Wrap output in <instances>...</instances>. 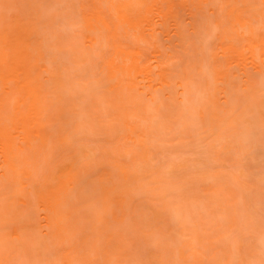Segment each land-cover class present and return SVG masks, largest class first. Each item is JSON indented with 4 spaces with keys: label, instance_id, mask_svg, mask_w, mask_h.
Here are the masks:
<instances>
[{
    "label": "rangeland",
    "instance_id": "1",
    "mask_svg": "<svg viewBox=\"0 0 264 264\" xmlns=\"http://www.w3.org/2000/svg\"><path fill=\"white\" fill-rule=\"evenodd\" d=\"M23 1L0 0L1 16L3 17V14L10 16V13L16 10L15 5L22 4ZM129 1L86 2V9L100 13V19L96 21L94 12L82 10L79 0H47L46 11L50 13V17L47 12L44 13L47 14L44 17L47 16L50 20L54 19L58 22L52 21L55 22V27H60L58 31H62L61 35L67 36L69 32L73 34L74 29L75 32H79L80 36L76 34L78 39L68 41L72 42L71 45L77 44L74 47L81 53V55L75 53V56L78 55L75 58L82 57L86 62L80 63L78 59H76L78 62L72 61V57L64 56V53L49 55L47 51H43L39 54V48L33 49L38 56L22 59L21 53H28L31 49L30 41L24 39L16 43L17 28L9 31L5 42L10 51L7 52L6 58L11 59L9 60L11 66L18 68L10 71L2 81L0 80V85H3V89H0V122H4V124L0 123V131L4 136H14L11 145L1 147L0 144V248L4 246L11 249L12 253L9 256L16 258V261L10 264H30L29 260L35 256L42 264H66L67 258L76 261L77 264H176L180 260V264H239L240 262V264H264V65L258 67L251 62L252 65L245 69L250 63L247 61L251 55L247 54L249 50H245L244 47H246L245 43L248 45L252 43L249 41H253V37L251 39L250 35V40L245 42L248 40L246 38L248 36L245 35V43H242V36H238L234 30H241L239 22L242 20L231 17L237 10L241 14L246 13L253 24L259 22L257 25L260 27L256 36L264 41L261 26L264 24L262 3L264 1L251 0V6L249 4L230 8L224 7V0H218L224 7L222 12L225 18L221 20L222 22L216 21L217 7H215L216 11L212 10V13H209L211 17L213 16L211 20L209 18L207 20L205 17L211 11L206 10L205 17H199L194 10H191L195 7L190 5L192 7L184 9L178 17L168 18L165 26L160 30L161 34L157 32L156 37L162 36L160 40L161 49L164 51L162 53L150 43L148 25L146 40H142L139 44L134 43L132 37L124 41L125 31L131 30L121 23V15L117 14L115 7ZM119 8L124 12L127 11L126 7ZM51 14L57 18L55 19ZM192 14L198 17L193 18ZM217 15H220L219 12ZM69 17L73 19L69 20ZM148 17L158 19L160 16L157 9L153 8ZM89 20H92V33L86 31ZM203 21L208 25L203 26L202 24L206 25ZM52 22L48 23L53 24ZM154 25L155 28H161L158 23V26ZM194 27H197L198 31ZM116 28L119 30L120 39L115 41L116 43H107ZM181 30L188 34L184 33L186 39L179 34ZM204 30L207 32L205 33ZM220 30L228 32L227 39L222 37ZM111 43L138 55L135 64L129 63L132 68H135L137 63L142 65L144 61L145 64L152 65L154 71L158 70L156 68L158 61L166 62L165 65L170 66L171 74L168 75L172 78L168 79H172V85H165L167 81L165 82L164 75L155 73L156 71L154 74L143 75L139 69L133 74L134 83L131 79L127 80L133 83L131 84L134 85V89L131 84L125 83L132 86L131 96L136 94L134 101L130 96V102L126 103L128 108L134 106L138 111L137 115L143 116L138 118H142L143 124L149 126L148 148L125 138L123 135L127 133L124 134L125 132L121 130L119 121H108L107 115L109 119L112 117L111 114L118 116L120 113L118 114L117 110L121 108L118 106L116 110L114 106L112 107L114 109H111L108 104L116 97L112 93L106 94L109 97L103 94L105 92L101 93L102 90L108 89L104 88L106 84H101V80L105 77L104 80L107 82L110 78L107 74L109 73L107 66L116 58ZM89 44L92 46L90 47ZM239 44L240 49L245 51L238 50ZM195 47L197 50L194 49ZM207 48L217 54L227 49L229 52H227L229 55L227 64L232 65L230 70L233 67L235 69L233 77H230L232 85L220 81L213 87L214 98L221 99V92L226 88L231 97H228L230 100L227 101L230 104L225 100L220 104L221 109L217 111L220 119L216 122L214 120L213 126L211 122V125L207 123L208 116L198 117L200 107L203 105V101L198 103V98L200 101L203 99L201 95L204 96L203 90L208 85L202 82L206 76L198 75L199 63L208 60L206 58L202 61V54L204 53L205 58L210 52ZM71 50L70 55L73 56ZM205 50L208 52L206 53ZM255 52L264 61V51L256 49ZM210 57L208 58L211 59ZM53 59H57L62 67L67 68L75 79L73 90L83 107L84 114L82 113L79 120L74 119L72 125L82 121L83 126H80L79 131L73 132L72 129L67 128L65 133L54 131L53 136L50 137V129H41L38 126L41 119L36 113L43 106L38 99V88L40 83L46 80L45 77L49 73L48 65ZM261 59L258 58V62ZM220 60L223 62L221 58ZM78 64L84 67L82 66L81 69ZM207 64V68H204L208 69L210 66L211 69L212 63ZM208 70H204L206 71L204 75H211ZM63 77L64 83H67V73ZM83 84L86 85V89ZM230 87L240 93L236 94L233 89L234 92L232 90L230 92ZM68 88L71 89L70 85ZM103 96L108 100L105 101ZM235 98L237 99L233 101ZM96 100H98L97 106H95ZM124 100L126 101L127 98ZM122 101L123 99L118 100V104ZM135 101L137 104L131 105L136 103ZM97 110L100 113H96ZM89 111L96 114H90ZM123 111L124 108L119 110L121 114L124 113ZM104 116L108 123H103ZM200 118L206 120L202 122ZM64 119L69 120V117L66 116ZM66 138L68 142L62 143L61 141ZM8 147L22 151V159L25 158L26 164H30L27 165L29 169L34 171L31 179L20 178L21 184L17 182L10 184L6 175V171H10V166L6 164L2 153V150ZM131 147L134 150L136 148L143 150L144 153L147 152L149 156L146 157L150 158L146 159L144 154L146 162L141 161L140 151H133L135 156L130 155L131 157L127 153L120 154L119 149L131 153ZM30 151L32 154H28ZM137 154L141 157L139 158ZM108 159L118 164L116 168L107 167L112 173L111 179H106L105 166L101 165ZM87 163L93 165L92 169L97 168L96 171L92 170L91 176L85 180L76 179L75 182L70 183L72 178L80 173L79 167ZM19 168L16 169L17 172ZM30 180L31 183L28 184ZM14 187L17 193L20 190L19 195L16 196V200L21 203L18 208L22 209L21 206H24L20 216L18 214L12 216L19 212L16 211L17 206L13 208L16 210L9 209H12V202L15 201ZM214 187L218 189L214 192L219 194L221 191L222 196L213 198L215 201L213 202L210 201V195L213 193H210L207 202L205 193ZM232 192L234 197L231 196ZM237 193L239 194L236 198ZM214 196L217 197L216 194ZM234 198L239 199L237 201L240 204L236 202L238 207L234 203ZM216 199L220 203H216ZM26 200L29 202L25 203ZM5 208L9 209L7 215L11 214L12 217L19 218H8ZM211 210L212 213H209ZM117 214L120 218L125 214L124 223L116 219ZM176 231L183 237L179 239L181 242L184 241L182 247L185 248V250L172 248L177 253L174 250L171 252V243L167 242L172 241L174 236L172 240H167L169 237H165L166 233L170 235V232L171 235L176 236ZM61 234L65 237L64 243L59 240ZM179 239L175 240L176 244L173 245L179 246L181 244H177ZM180 250L186 251L185 259L187 257L188 262H182ZM32 252L31 255L35 254L34 257H30ZM195 252L198 254L195 255ZM6 254L0 252L1 256Z\"/></svg>",
    "mask_w": 264,
    "mask_h": 264
},
{
    "label": "bare ground",
    "instance_id": "2",
    "mask_svg": "<svg viewBox=\"0 0 264 264\" xmlns=\"http://www.w3.org/2000/svg\"><path fill=\"white\" fill-rule=\"evenodd\" d=\"M80 1V3H81V8H82V10L83 9H85V11H92V12H94L92 9H86L85 7H86V5H87V3L86 2H91V0H79ZM261 1H264V0H261ZM83 2V3H82ZM104 2H110V0H104ZM240 4H239V3ZM251 0H224V7H234V8H237V7H239L240 5L242 6V5H249V6H251ZM256 2H258L257 0H256ZM243 3V4H242ZM263 4H264V2H262ZM21 4V3H20ZM15 5V6H17V7H15L14 9H16V10H14L13 12H11L10 13V16L9 15H4L3 14V17L1 16V14H0V80L2 81L4 78H5V76L10 72V71H12V70H14V69H16V68H18V67H16V66H11V64H10V62H9V60H11L9 57H7L6 58V55L8 54L7 52L8 51H10L8 48H7V46H6V38H7V36H8V33H9V31L12 29V28H17V32H16V35H15V42L16 43H19V42H21V41H23L24 39H26V40H29L30 41V46H31V49L28 51V53H21L22 54V56H21V58L22 59H25V58H29V57H36V56H38V55H36L35 53H34V48H39V50H38V53L40 54V52H43V51H47L46 53L47 54H49V55H53V54H55V55H61V53H62V55H63V53H64V56H70V57H72V61H77L76 59H78L79 61H80V63H82V62H86V61H83L84 59L81 57V56H79V57H81V58H75V57H77L78 55L77 54H80L81 55V53L80 52H78L77 51V48L76 47H74V46H76L75 44L74 45H71V43L72 42H70V41H72V39H78L77 38V35H79L80 36V34H79V32H75L74 30H73V34L75 35H73V34H70V32L68 33V37L66 36V35H61L62 33V31H58V30H60V27L59 28H57V27H55V25H54V23L56 22L54 19H51L50 20V13H48V11H46L47 10V7H48V3H47V0H24L23 1V5L21 4V5ZM255 4V3H254ZM190 5H192V6H194L195 7V9H193V7L192 6H190ZM220 6V7H218V6ZM14 7V6H13ZM13 7H11V10H12V8ZM119 7H126V9H127V11H125L124 12V10L122 11ZM188 7L189 8H191V10H194V12H195V14H198L199 15V17L200 16H204L205 17V15L207 14L206 13V10H208V11H211V12H208V14L209 13H212V10H215L216 11V8L215 7H217V10H218V12H219V14L220 15H217L218 14V12H217V14H216V16H217V19H216V21L217 22H220L221 20L223 21L224 20V18H225V15H224V13L222 12V10H224V7H222L221 6V3H219V1L218 0H130L128 3H124L123 5H118L117 7H115L116 8V11H117V14L118 15H121V23L122 24H125V25H127L128 27H129V29L131 30L130 32L129 31H125V37L123 38V39H125L124 41H126V40H129V38H133V40H134V43H137V44H139V42H141L142 40H146L147 38H148V34H147V25H148V33H150L149 35L151 36V37H149V39L151 40H149L150 41V43H152V45L156 48V49H159V51L161 50V53L162 52H164L162 49H161V42H160V40H161V37L162 36H160V37H156V36H158V35H156L157 34V32H159V34H161V32L162 31H160L161 29H163V27L165 26V24H166V22H167V19L168 18H170V17H178L181 13H182V11H184V9H188ZM208 8V9H205V8ZM7 8H9V7H7ZM153 8H156L157 9V11H158V13H159V18L158 19H155V18H149L148 17V15H149V12H150V10L151 9H153ZM220 8H221V10H220ZM49 9V8H48ZM197 10V11H196ZM4 12V11H3ZM5 12H7L6 11V9H5ZM45 12H47L48 13V18H47V16H45L44 17V15H47V14H44ZM194 14V16H195V18L196 17H198L197 15H195ZM205 14V15H204ZM51 15H54V14H51ZM60 15V14H59ZM191 15V14H190ZM212 15V14H211ZM8 16L10 17V18H8ZM12 16V17H11ZM55 16V15H54ZM53 16V17H54ZM94 16H95V20L96 21H99V19H100V13L99 14H97V13H95L94 12ZM192 16H193V14H192ZM192 16H191V18H192ZM194 16H193V18H194ZM210 16V14L209 15H206V17H205V19L207 18V20H208V18L211 20V18L213 17H209ZM221 16V18H223V19H221V18H219ZM62 17V16H61ZM231 17L233 18V17H235L236 19H239V20H242L241 22H239V25H240V27H241V30H242V32H241V30L240 31H238L239 29H234L235 31H236V33L238 34V36L240 35V36H242V38H243V40L241 41V37H240V41L242 42V43H245V42H248L250 39H249V37H250V35H251V39H252V37H253V41H249V42H252V43H249V45L247 44V43H245L246 44V47H244L245 45H243V47H244V49L246 50V49H248L249 51H248V55H251V56H249V58H248V61H247V63H249V64H247L246 66H245V69L251 64V62H252V64L253 65H255V66H261V65H264V61H262V59L260 58V57H258L257 55H256V49H262L263 51H264V41L262 40V39H260L258 36H256V33H257V30H259V27L260 26H258L257 24H259V22H257L256 21V24H253L252 23V19L251 18H249V17H247L246 16V13H243V14H241V12H238L237 10L236 11H234V13L231 15ZM7 18V19H6ZM45 18V19H44ZM55 19L57 18V16H55L54 17ZM65 18H67V17H65ZM72 17H69L68 19L70 20ZM203 18V17H202ZM9 19V20H8ZM62 19V18H61ZM68 19H66V20H68ZM73 19V18H72ZM198 19V18H197ZM65 20V21H66ZM194 20V19H193ZM201 20V19H200ZM206 20V21H207ZM52 22V21H55L53 24H49L48 22ZM221 21V22H222ZM67 22V21H66ZM203 22H205V21H203ZM208 22H211V21H208ZM56 23H58V22H56ZM63 23H64V21H63ZM67 23H69V21L67 22ZM73 24H75L74 22H72ZM91 23H92V20H89L88 21V28H87V30L86 31H88V32H90V33H92L93 32V28L91 27ZM157 23H158V25L160 24L161 25V28H159V27H157L158 25H157ZM206 23V22H205ZM154 24H156L157 26V28H155V25ZM211 24V23H210ZM236 24H238L237 22H236ZM57 29V31L54 29V27ZM61 25V24H60ZM63 25V24H62ZM72 25V24H71ZM70 25V26H71ZM76 25V24H75ZM159 25V26H160ZM203 26H207L208 25V23H206V25L205 24H202ZM57 26V25H56ZM261 26H262V31L264 32V24H261ZM68 27V26H67ZM75 27V26H74ZM167 27H168V25H167ZM65 28H66V23H65ZM195 28V27H194ZM201 28H204V27H201ZM206 28V27H205ZM208 28V27H207ZM206 28V29H207ZM63 29V28H62ZM70 29V28H69ZM72 29V28H71ZM70 29V30H71ZM182 29V28H181ZM197 31H198V28L196 27L195 28ZM55 30V31H54ZM150 30V31H149ZM180 30V29H179ZM183 30V29H182ZM182 30H181V32L179 33L178 31H177V33H179L183 38H185L186 39V36L184 37V35L186 34L185 32H182ZM136 31H137V33H136ZM205 31V30H204ZM223 31V30H222ZM244 31V32H243ZM52 32V33H51ZM65 32H67V30L65 31ZM133 32V33H132ZM196 32V31H195ZM200 32V31H199ZM207 31H205V33H206ZM209 32V31H208ZM247 32H248V34H247ZM185 33V34H184ZM203 33V32H202ZM214 33V32H213ZM219 33L220 34H222V37L224 38L225 37V39H227L228 38V32H221V30L219 31ZM219 33H217V34H219ZM242 33H244V34H242ZM64 34V33H63ZM71 36H70V35ZM77 34V35H76ZM200 34H201V32H200ZM199 34V35H200ZM186 35H188V34H186ZM209 35V34H208ZM248 36V37H246V36ZM61 36L63 37V38H61ZM78 36V37H79ZM119 30L116 28L115 29V31H113V34H112V37L110 38V40L109 41H107V43L108 42H115V41H117V40H119L120 38H119ZM178 36V35H177ZM197 36H198V34H197ZM182 37H180V38H182ZM221 37V36H220ZM221 37V38H222ZM244 37H246V38H248V40H246L245 41V39H244ZM80 38V37H79ZM121 38H122V34H121ZM158 38H160L159 40H158ZM177 38H179V36L177 37ZM187 38H189V37H187ZM191 38V37H190ZM193 38V37H192ZM211 38V37H210ZM81 39V38H80ZM153 39V40H152ZM49 40H51L50 42H49ZM68 40H70V41H68ZM113 40V41H112ZM180 40V39H179ZM193 39H191V42H193L192 41ZM136 41V42H135ZM186 41V40H185ZM188 41L190 42V40L188 39ZM245 41V42H244ZM145 42V44L147 45V43H146V41H144ZM143 42V43H144ZM159 42V43H158ZM180 42H182V40L180 41ZM187 42V41H186ZM67 43H69V44H67ZM76 43H77V41H76ZM91 43L93 44V41L91 40ZM90 43V44H91ZM116 43V42H115ZM184 43V42H183ZM188 43V42H187ZM241 43V44H242ZM90 44H89V46H90ZM112 44V43H111ZM184 44H186V43H184ZM110 45V44H109ZM113 45V44H112ZM145 45V46H146ZM193 45H194V43H193ZM72 49H69V47ZM92 46V45H91ZM90 46V47H91ZM114 46V48H113V51H114V53L116 52V58L114 59V61H111V63L110 64H108V66H107V69H108V71L107 72H109V73H107V74H109L108 76L110 77H108L109 79H107V82H106V80H104V79H106L105 77H104V79H102L101 80V84L103 83V85L104 84H106L105 85V87L104 88H108V89H105V91L104 90H102L101 91V93H103V92H105V93H103L105 96H108V95H106V94H113L116 98H115V100H112V102L110 103L109 102V104H108V106H110L111 107V109H116L117 110V107L119 106H121V108H119V110H123V108H124V113H122L121 114V112H119V110H117L118 111V116H116V115H114V114H111L110 116H112L111 117V119H109L110 117H109V115H107L108 117V121L109 120H111L112 122H114L115 120L116 121H119L120 122V128H121V130L123 131V132H125L124 134H126L127 133V135H123V136H125V138H127V139H130V140H132V141H134V142H136V143H140L143 147H145V148H148V138H147V135H149V133H148V131H149V126H147V125H145V124H143V122H142V118L141 119H139L140 117H143V116H141L140 115V117L137 115V113H138V111H136L137 109H135L134 108V106H131V105H136L137 104V101H135L136 103H134V104H131V103H129V104H131V105H129V106H131V107H129L128 108V106H127V104L126 103H128V102H130V96H131V91L133 92V90L132 89H134V85H132L134 82H133V78H134V76L135 75H133L134 73H135V71H137V69H139L140 71H142V73H143V75H148V73L149 74H154V72L156 71H154L153 70V68L154 67H152V65H150V64H145V61L142 63V65H140V64H136V67L135 68H132V65H130L129 66V63H133V64H135L136 63V60H135V58L136 57H138V55L136 54V53H129V52H127V50L126 49H124L123 47H121V46H116V44H114L113 45ZM188 46H190L189 44H188ZM239 46V49L238 50H242V49H240L241 47V45L239 44L238 45ZM68 47V48H67ZM74 47V48H73ZM190 47H193L192 45L190 46ZM190 47H188L189 49H190ZM143 48H145V47H143ZM199 48V47H198ZM194 49H196V47L194 48ZM202 49V48H201ZM208 50H209V48H207ZM243 49V50H244ZM67 50H69L68 51V53H69V55L67 54ZM70 50H71V52L74 54L73 56H74V58H73V56H71L70 55ZM197 50V49H196ZM203 50V49H202ZM242 50V51H243ZM244 50V51H245ZM139 51V50H138ZM141 51H143V50H141ZM189 51V50H188ZM187 51V52H188ZM206 51V53L208 52L207 50H205ZM210 51V50H209ZM196 52V51H195ZM194 52V54H196ZM228 50L227 49H225V50H223V53H220V54H217V52H215V51H210L209 53L211 54V55H209V53H207L208 55V57L209 56H211L210 58L211 59H209L207 56L204 58V53L202 54L203 55V58H202V61H204V59H208L207 61L205 60L204 61V63L203 62H200L199 64H200V74H198V75H202V77H208L207 79H206V77L205 78H203V79H205L204 81H202V82H204V83H207L208 85L206 86V89L205 90H203V91H205L203 94H204V96L203 95H201L202 96V100L200 101V98H198L199 99V101H198V103L199 102H202L203 103V105H202V107H200V111H199V113H200V115L198 114V117L200 116V117H204L205 116V118H206V116H208V120L207 121H209V122H207V123H209L210 124V122L212 123H215L216 122V120L218 121V119H220V117H219V114H217L218 112L217 111H219L221 108H220V104L225 100V102L228 104L229 102H227L228 100H230V96H229V91H228V88H226V89H223L222 90V92H221V95H222V97H221V99L218 97V98H214L213 97V87L215 86V84H217L218 82H220V81H225V82H227V83H229V85H232V84H230V83H233V82H231L232 80H231V78L230 77H233L232 75H233V72H234V67L230 70V68L232 67V65L230 66V65H228L227 64V62H228V60H229V55H228ZM71 53V54H72ZM75 53H77L76 54V56H75ZM199 52H197V54H198ZM66 54V55H65ZM200 54V53H199ZM195 56H198V55H195ZM199 57V56H198ZM198 57H197V60H198ZM220 58L222 59V61L223 62H221V60H220ZM258 58L259 59H261V61L259 60V62H258ZM194 59H196V58H194ZM200 60V59H199ZM198 60V61H199ZM25 61V60H24ZM23 61V62H24ZM212 61V62H211ZM13 62H14V60L12 61V65H13ZM22 62V63H23ZM78 62V61H77ZM207 62L209 63H212V68L211 69H209L210 68V66H209V70H211V71H209L208 69H206L207 67H206V64H207ZM157 63V65H156V68L158 69L155 73H160V74H162V75H164V77H165V85H167V84H171L172 85V79L171 80H169L168 78H172V76L170 75H168V74H171V70H169V65H165V64H167L166 62H162V61H158V62H156ZM207 64V65H211V64ZM74 64V63H73ZM193 64H194V62H193ZM202 64H204V65H202ZM251 64V65H252ZM75 66H76V64H74ZM79 65V67H81V69H82V66L83 65H80V64H78ZM196 64H194V66H195ZM197 66V65H196ZM195 66V67H196ZM203 66V67H202ZM84 67V66H83ZM168 67V68H167ZM172 67V66H171ZM175 67V66H174ZM173 67V68H174ZM204 67H206V68H204ZM262 67V66H261ZM172 68V69H173ZM192 68H193V66H192ZM197 68V67H196ZM204 68V70H208V73L210 72L211 73V75H212V77L210 78V76L211 75H204V73L206 72V71H204V70H202V69ZM249 68V67H248ZM48 69H49V73L46 75V80H44L43 82H41L40 83V85H39V88H38V92H37V95H38V99L41 101V103H42V109H39L38 111H37V116H39V118L41 119L40 120V122L38 123V126L41 128V129H50L51 130V134H50V137H52L53 136V132L54 131H57V132H62V133H65L66 132V130H67V128H69V129H72V131L73 132H77V131H79V129H80V126L82 125L81 124V122H79V123H77V125H74V126H72L73 125V122H74V119L75 120H79V118H80V116L82 115V113L84 112V110H83V107L81 106V104L78 102V100H77V97H76V94H75V92H74V90H73V82L75 81V79H73V77H72V75H71V73H69L70 71L69 70H67V68H65V67H62V65H61V63L57 60V59H53L52 61H50L49 62V65H48ZM256 69V68H255ZM199 70H196V72H198ZM253 69H251V71H252ZM203 71V72H202ZM256 71H257V69H256ZM170 72V73H169ZM253 72V71H252ZM67 73V77H66V80H67V83H68V85H70V87H71V89H69L68 88V85H67V83H64V77H63V75L64 74H66ZM174 73V72H173ZM208 73H206V74H208ZM209 73V74H210ZM250 73V72H249ZM253 73H255V72H253ZM197 74V73H196ZM256 74V73H255ZM111 75V76H110ZM130 75H132V76H130ZM168 75V76H167ZM106 76V75H105ZM213 78V79H212ZM126 79V80H125ZM129 79H131V81L133 82H127V80H129ZM124 81H126V82H124ZM171 81V82H170ZM197 81V80H196ZM209 81H210V83H209ZM235 81V80H234ZM237 82H238V80H237ZM71 83H72V85H71ZM125 83H129V84H131L132 86H133V88H132V86H130L129 84V86L128 85H126ZM136 85V84H135ZM168 85V86H169ZM82 86H84L85 88L84 89H86V85L85 84H83ZM89 86V85H88ZM102 86V85H101ZM162 87V86H161ZM182 87H184V85H182ZM88 88V87H87ZM132 88V89H131ZM231 89H230V92H231V90L233 89L234 90V88L233 87H230ZM0 89H3V85H0ZM232 90V91H233ZM237 89H235L234 91H236ZM135 91H137V89L135 88ZM233 91V92H234ZM140 92V91H139ZM237 92L238 91H236V94H237ZM122 93H124V94H122ZM240 92H238V94H239ZM133 94H135V93H133ZM147 94H148V92H147ZM231 94V93H230ZM100 95H102V94H100ZM252 95V94H251ZM96 96H97V94H96ZM105 96H103L104 98H105V101H106V97ZM124 96V97H123ZM125 96H126V98H127V100L125 101L124 99H126L125 98ZM133 96V97H132ZM131 96V98H132V100L134 101L135 99H133V98H135V96H136V94L135 95H132ZM236 97V95H233V97ZM94 97V96H93ZM98 97V96H97ZM109 97V96H108ZM120 97V98H119ZM228 97H230V98H228ZM247 97V96H246ZM253 97V96H252ZM212 98V99H211ZM239 98V97H238ZM249 98V97H248ZM97 99V98H96ZM110 99V98H109ZM121 99H123V101H122V103L121 102H119V104H118V100H120L121 101ZM165 99V98H164ZM194 99V98H193ZM237 98H235L233 101H235ZM108 100V99H107ZM162 100H163V98H162ZM97 101L98 100H96V103H95V106H97L98 104H97ZM238 101H239V99H238ZM100 103H101V101H99ZM107 103V102H106ZM164 103H167V102H164ZM123 106H122V105ZM230 104V103H229ZM237 104V103H236ZM100 105H102V104H100ZM159 105V104H158ZM171 106H172V104H170ZM238 105V104H237ZM114 106H116V107H114ZM112 107H114V108H112ZM123 107V108H122ZM136 107V106H135ZM198 107V106H197ZM237 107V106H236ZM106 108V107H105ZM126 108H127V111H126ZM134 108V109H133ZM159 108V107H158ZM166 108H168V107H166ZM172 108V107H171ZM210 108V109H209ZM133 109V111H131ZM139 109V108H138ZM141 109V108H140ZM139 109V110H140ZM209 109V110H208ZM100 110V109H99ZM130 112H129V111ZM98 111V110H97ZM96 111V113H100V111H98L97 112ZM106 111H107V109H106ZM166 111V110H165ZM198 111V110H197ZM222 111V110H221ZM90 112V111H89ZM127 112V113H126ZM87 114H88V112H86ZM95 113V112H94ZM94 113H92V111L90 112V114H94ZM95 113V114H96ZM101 113H103V112H101ZM141 113V112H140ZM208 113H210V115H206V114H208ZM84 114V113H83ZM215 114H217V116H215ZM223 114V112L220 114V116ZM99 115V114H98ZM98 115H97V117H98ZM144 115V114H143ZM170 115V114H169ZM195 115V114H194ZM66 116H68L69 117V120H65L64 118L66 117ZM100 116V115H99ZM145 116V115H144ZM149 116V115H148ZM82 117V116H81ZM102 117V116H101ZM113 117H115L116 119H113ZM139 117V118H138ZM152 117H154V116H152ZM195 117V116H194ZM96 118V117H95ZM94 117H93V119H95ZM100 118V117H99ZM104 121H103V123H108V121H105L106 120V117L104 116ZM146 118H148L147 116H146ZM205 118H203V120L205 119ZM211 119V121H210V119ZM101 119V118H100ZM102 119H103V117H102ZM150 119V118H149ZM154 120H155V118H153ZM170 119V118H169ZM198 119V118H197ZM201 119V118H200ZM114 120V121H113ZM162 120H164V119H162ZM202 120V119H201ZM202 120V122H204ZM206 120V119H205ZM214 120H215V122H214ZM42 121V122H41ZM45 121V122H44ZM170 121V120H169ZM194 121H196V120H194ZM145 122V121H144ZM163 122V121H162ZM0 123H2V124H4V122L3 121H1ZM146 123V122H145ZM213 123H212V126H213ZM161 124V123H160ZM209 124H208V126H209ZM149 125V124H148ZM154 125H155V123H154ZM211 125V124H210ZM69 126H72V127H69ZM83 126V125H82ZM207 126V125H206ZM212 126H210V127H212ZM38 127V128H39ZM160 127V126H159ZM168 127V126H167ZM184 127V126H183ZM188 127V126H187ZM156 128V127H155ZM164 127H162V129H163ZM204 129H206V127H203ZM120 131V130H119ZM189 132L191 131V130H188ZM198 131V130H197ZM202 131H204V130H202ZM206 131V130H205ZM171 134H174V133H171ZM203 134V133H202ZM190 135V134H189ZM151 136V135H150ZM149 136V138H151ZM191 136V135H190ZM154 137V136H153ZM175 137V136H174ZM190 138V137H189ZM151 139H153V138H151ZM150 139V140H151ZM170 140H172L171 138H170ZM183 139L181 138V140L180 141H182ZM14 141V136L13 135H10V136H4V134L0 131V144H1V147L3 146V145H11V142H13ZM155 141V140H154ZM8 142H10V143H8ZM62 143H64V144H66L67 142H68V138H66V139H64V140H62L61 141ZM131 142V141H130ZM130 142H127V144L128 143H130ZM153 142V141H152ZM168 142V141H167ZM150 143V142H149ZM171 144V143H170ZM130 145V144H129ZM152 146V145H151ZM135 148V147H134ZM151 149V148H150ZM149 149V150H150ZM121 149H119V152H120V154L121 153H127L129 156L130 155H134V152L133 151H140V152H142V154H141V156H140V154H137V156L141 159V161L142 160H144L145 162H146V159L147 158H150V157H146V156H149V154L146 152V153H144L143 152V150H139V149H136L135 148V150L131 147V153H129L130 151H128V152H124L123 150H121ZM130 150V149H129ZM148 150V149H147ZM32 151H30V152H28V154H32L31 153ZM150 152V151H149ZM2 153H3V158L5 159V162H6V164L8 165V166H10V171H6V175H7V178H8V181H10V184L12 183V182H17V184H21V180H20V178L22 179V180H24V179H31V177L34 175V171H31L30 169H29V167L27 166V165H30V164H26V160H25V158H23L22 159V157H23V155L21 154L22 153V151L21 150H17V151H15L14 150V148L13 149H11V148H4L3 150H2ZM136 154V153H135ZM144 154H146V155H144ZM143 155H144V157L146 158H144L143 157ZM135 156V155H134ZM133 156V157H134ZM136 156V157H137ZM131 157V156H130ZM132 157V158H133ZM135 158V157H134ZM133 158V159H134ZM144 158V159H143ZM139 160V159H138ZM149 160V159H148ZM134 162V161H133ZM148 162V161H147ZM19 163V166L18 167H20L19 169H18V172H17V164ZM22 164V165H21ZM101 165H102V167L103 166H105L104 168L106 169L105 170V177H106V179H111L112 178V173L110 172V171H108L107 169H109V168H107V167H114V168H116V167H118V164H116V163H114V161L113 160H111V159H108V160H106V161H104V162H102L101 163ZM110 167V168H111ZM92 168H94L93 167V165L90 163H87V164H83V165H81L80 167H79V174L78 175H76V176H74V178H72L73 180H72V182H70V183H73V182H75L76 181V179H82V180H85V179H87L89 176H91V174H92V170H95L96 171V169L97 168H95V169H92ZM104 177V178H105ZM7 180V179H6ZM263 182V181H262ZM31 183V180L29 181V183L28 184H30ZM254 184V183H253ZM246 185V184H245ZM240 186V185H239ZM242 186V185H241ZM212 187V186H211ZM210 187V188H211ZM208 188V187H207ZM242 188V187H241ZM248 188V187H247ZM216 188L214 187V189L212 188V189H207V190H209L208 192H206L205 194H206V197L208 198H206V200H208L207 202H209V199H210V201H213V202H215L214 201V199L213 198H220V196L219 195H221L222 196V192L221 191H219V194L216 192V191H218V189H216V193L214 192V190H215ZM254 190V189H253ZM20 191V190H19ZM19 191H18V193H17V191L15 190V187H14V195H15V201L14 202H12V205H13V207H12V209L11 208H9L10 210H16V209H13L14 208V206H17L16 208L18 209V210H16V211H19V212H16V213H14V214H12V216L14 215V216H16V214H18V216H20L21 215V213H23V212H21V211H23V209H24V206H21L22 207V209H19L18 207H20L19 205L21 204V203H19L18 202V200H16V196H17V194L19 195ZM211 191V192H210ZM235 191V190H234ZM244 191H245V189H244ZM210 193H213V195H215L216 194V196L217 197H213V195H210ZM246 193V192H245ZM238 194L239 193H237L236 194V198L238 197ZM13 195V196H14ZM210 195V198L208 197ZM233 195V197H234V192H232V194H231V196ZM200 197H202V196H200ZM236 198H234L235 199V202L234 203H236V202H238V204H240V202L239 201H237V200H239V199H236ZM240 198V197H239ZM26 199H28L27 197H26ZM218 199H216V203H220V201H217ZM221 200V199H220ZM29 201L28 200H26L25 201V203H28ZM197 202V201H196ZM206 202V201H205ZM203 204H207V203H204L203 202ZM210 203H208L207 205H209ZM238 204L236 203L235 205H236V207H238ZM220 205V204H219ZM202 206H204V205H202ZM8 206H6V208H7ZM9 207H10V205H9ZM217 207V206H216ZM5 208V209H6ZM199 208L200 207H198V210H199ZM215 208V207H214ZM9 209H6L7 211H5V214H6V216H8L7 215V213H9ZM204 209V208H203ZM208 209V208H207ZM209 209H212V208H209ZM217 209V208H216ZM216 209H214V211L216 210ZM184 210V209H183ZM13 212V211H12ZM183 212V211H182ZM10 213H11V211H10ZM185 213V212H184ZM206 213V212H205ZM209 213H212V210H211V212H209ZM208 213V214H209ZM213 215V214H212ZM1 216V215H0ZM5 216V217H6ZM11 216V214L9 215V217L8 218H10V219H15V218H19L18 216L17 217H12ZM209 216V215H208ZM116 219H118V220H120L119 222L120 223H124V221H125V214H122V217L120 218L119 217V214H117L116 216ZM7 217H6V220L8 219ZM190 218V217H189ZM9 222V221H8ZM199 222H200V220H199ZM195 223V222H194ZM3 227V226H2ZM4 228V227H3ZM2 228V229H3ZM174 232L175 233V231L174 230H171V232ZM140 232V231H139ZM171 232H170V235L168 234V233H166V235L168 234V236H166L165 235V237H169V238H167V240L168 239H171L173 236H174V238H172L171 240L172 241H170V240H166L168 243H171L170 245H171V252H173L172 250H174V249H172V248H175V247H178V248H175L176 250H178L179 248H181L182 250H183V248L184 247H182L183 246V243H184V241L183 242H181V239L183 238V237H181V235H179V232L178 231H176V236H178L177 238H176V236L175 235H171ZM141 233V232H140ZM158 233V232H157ZM174 233H172V234H174ZM142 234V233H141ZM171 236V237H170ZM183 236V235H182ZM163 237H164V234H163ZM181 237V239H179ZM177 239H179L178 240V243L177 244H180L179 246H175V245H173V243H175L176 244V241L175 240H177ZM59 240L60 241H62V243H64L65 242V237H64V235H60L59 236ZM212 246V245H211ZM4 247V246H3ZM0 248V252H1V254H4L5 255V253H7L6 254V256H1L0 255V264H10L11 262H14V261H16V258H14V257H12V256H9L11 253H12V251H11V249L10 248ZM213 247V246H212ZM211 247V248H212ZM2 249V250H1ZM7 249V250H6ZM213 249V248H212ZM3 250H5L6 252L4 253V251ZM176 250H174V251H176ZM182 250H180V259H182V262H188V258L186 257V259H185V256H186V251H183L184 253H185V255H183L182 253L183 252H181ZM184 250H185V248H184ZM196 251H198V252H200L199 250H196ZM9 253V254H8ZM176 253H177V251H176ZM196 253L197 252H195V255H196ZM31 254H33V252L32 253H30V257H34L35 256V254H34V256H32ZM179 254V253H178ZM178 254H176L177 256H178ZM198 254V253H197ZM175 256V255H174ZM33 259H35V261L33 260ZM185 259V260H184ZM177 260H178V257H177ZM30 264H42V262L40 261V260H38L37 259V257L35 256V258H31L30 260ZM179 261V260H178ZM181 261V260H180ZM180 261L179 262H177V263H179L180 264ZM39 262V263H38ZM175 262H176V260H175ZM264 262V261H263ZM73 263H75V264H77V262L76 261H72L71 259H69V258H67V260H66V264H73ZM176 263V264H177ZM241 263V262H240ZM239 263V264H240ZM233 264V263H232Z\"/></svg>",
    "mask_w": 264,
    "mask_h": 264
}]
</instances>
